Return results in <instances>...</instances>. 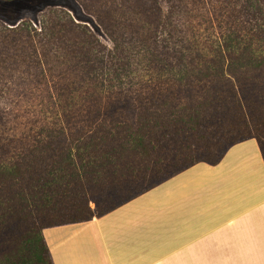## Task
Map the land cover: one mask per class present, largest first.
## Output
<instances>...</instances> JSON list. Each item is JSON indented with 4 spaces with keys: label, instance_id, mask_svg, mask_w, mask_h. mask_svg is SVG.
Here are the masks:
<instances>
[{
    "label": "trees",
    "instance_id": "16d2710c",
    "mask_svg": "<svg viewBox=\"0 0 264 264\" xmlns=\"http://www.w3.org/2000/svg\"><path fill=\"white\" fill-rule=\"evenodd\" d=\"M166 1L139 0L128 28L105 27L111 46L58 12L35 31L23 67L36 74L18 97L37 118L0 130V241L17 252L0 248V264H53L45 228L100 217L256 138L244 131L264 122V0ZM197 11L228 24L202 42Z\"/></svg>",
    "mask_w": 264,
    "mask_h": 264
},
{
    "label": "crops",
    "instance_id": "0c3cea01",
    "mask_svg": "<svg viewBox=\"0 0 264 264\" xmlns=\"http://www.w3.org/2000/svg\"><path fill=\"white\" fill-rule=\"evenodd\" d=\"M53 264H264V158L256 138L91 220L43 230Z\"/></svg>",
    "mask_w": 264,
    "mask_h": 264
},
{
    "label": "rangeland",
    "instance_id": "374dc122",
    "mask_svg": "<svg viewBox=\"0 0 264 264\" xmlns=\"http://www.w3.org/2000/svg\"><path fill=\"white\" fill-rule=\"evenodd\" d=\"M157 2L163 11L167 9L166 0ZM145 10L139 0H0V94H4V97L0 95V130L4 127L2 121L9 120L8 126L12 127V133H19L25 124L37 118L39 108L27 105L31 99L23 96L31 87L19 84V80L21 75L36 74L35 68L23 66L35 54V31L41 30L43 20L49 23V19L58 12L67 19L87 25L102 43L111 46L105 27L112 28L120 23L122 28H128L132 14ZM190 19L193 20L197 37L202 42L210 39V33L215 34L219 24L225 26L229 20L224 15L223 20L207 21L200 11ZM17 24H23L22 28L13 29ZM40 49L38 47L37 52ZM18 94L23 95L20 98ZM251 123V128L244 133L256 136L264 155V122ZM238 134H243V131ZM0 248L11 257L17 256L15 246L8 241H0Z\"/></svg>",
    "mask_w": 264,
    "mask_h": 264
}]
</instances>
